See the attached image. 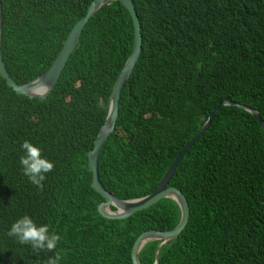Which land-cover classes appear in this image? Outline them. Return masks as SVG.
Here are the masks:
<instances>
[{
  "label": "trees",
  "instance_id": "obj_1",
  "mask_svg": "<svg viewBox=\"0 0 264 264\" xmlns=\"http://www.w3.org/2000/svg\"><path fill=\"white\" fill-rule=\"evenodd\" d=\"M92 1L0 0L1 55L15 83L48 70ZM131 1L141 54L98 158L103 188L122 200L151 193L219 106L168 184L185 199L188 220L158 264H264V131L249 113L222 105L247 106L264 121V0ZM133 38L127 10L108 3L46 99L17 94L0 77V264H42L51 255L6 235L25 214L61 237V264H132L139 239L177 224L168 200L126 220L105 219L90 187L87 153ZM24 140L54 164L40 188L18 167ZM156 247H146L141 264H153Z\"/></svg>",
  "mask_w": 264,
  "mask_h": 264
},
{
  "label": "water",
  "instance_id": "obj_2",
  "mask_svg": "<svg viewBox=\"0 0 264 264\" xmlns=\"http://www.w3.org/2000/svg\"><path fill=\"white\" fill-rule=\"evenodd\" d=\"M120 3L128 12L133 25L134 38L130 56L121 69L116 81L113 85L111 93L107 99V111L103 125L99 129L94 142L93 148L87 153V170L91 174V187L97 193L103 202L97 206V211L108 220H126L135 213L150 208L162 200L171 201L177 208L179 217L176 226L172 230L162 231L146 235L139 239L133 246L131 258L132 264H141L140 255L143 250L151 245L158 244L155 253L153 264H158V254L164 249L172 246L183 227L188 220V208L183 196L175 189L169 188L168 184L171 181L175 171L187 150L199 139L206 128L210 125L215 116L218 107L216 106L211 115L207 118L204 124L200 127L197 133L187 142L180 154L171 162L155 190L150 194L130 200L119 199L108 191H106L98 176V158L107 139L115 130L116 120L118 118V103L120 94L126 82L130 79L133 70L139 60L141 54V25L137 17L135 7L131 0H93L88 7L85 15L79 19L68 33L65 42L56 56L55 60L48 70L39 77L29 81L26 84L18 85L8 74L1 55V38H2V10L0 4V77L4 79L6 85L14 92L24 95L30 99L44 100L57 84L66 63L79 43L83 29L88 24L90 19L108 3ZM223 106L238 107L239 109L249 113L254 117L257 124L264 131V121L260 118L258 111L244 105H239L225 100Z\"/></svg>",
  "mask_w": 264,
  "mask_h": 264
},
{
  "label": "clouds",
  "instance_id": "obj_3",
  "mask_svg": "<svg viewBox=\"0 0 264 264\" xmlns=\"http://www.w3.org/2000/svg\"><path fill=\"white\" fill-rule=\"evenodd\" d=\"M19 152L20 155L18 159V167L22 175L26 177L31 184L35 185L37 188H40L42 186V182L45 180V175L51 172L54 166L53 162L42 155L40 146L30 143L28 140H24L19 144ZM185 226L183 227V229L185 228ZM6 235L14 239L18 245L28 246L29 248H31L33 253H51V255L47 256V258L42 261V264H61V254L56 251L58 242L60 241L61 237L50 228L49 223H36L32 217L25 214L19 216L10 223Z\"/></svg>",
  "mask_w": 264,
  "mask_h": 264
}]
</instances>
